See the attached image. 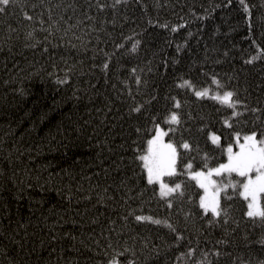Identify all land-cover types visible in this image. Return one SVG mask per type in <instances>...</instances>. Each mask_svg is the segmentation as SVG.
Listing matches in <instances>:
<instances>
[{
    "label": "trees",
    "instance_id": "16d2710c",
    "mask_svg": "<svg viewBox=\"0 0 264 264\" xmlns=\"http://www.w3.org/2000/svg\"><path fill=\"white\" fill-rule=\"evenodd\" d=\"M245 4L14 0L0 14V264H264L239 184L214 218L191 175L225 164L236 133H264V0ZM225 91L234 109L212 98ZM157 126L179 153L166 198L138 159Z\"/></svg>",
    "mask_w": 264,
    "mask_h": 264
},
{
    "label": "snow or ice",
    "instance_id": "6c2138e0",
    "mask_svg": "<svg viewBox=\"0 0 264 264\" xmlns=\"http://www.w3.org/2000/svg\"><path fill=\"white\" fill-rule=\"evenodd\" d=\"M13 2L14 0H0V14L4 13L7 7ZM41 2H43V0H41ZM115 3H127V0H115ZM240 3L244 5L245 11H248V5L245 4V0H240ZM102 7L103 6H101V8ZM25 18L32 20L33 17L25 13ZM135 47L136 46L133 45V51L135 50ZM256 58L257 57H253V59ZM247 62L252 63L253 61L249 60ZM107 67L108 65L105 64L104 68L107 69ZM185 83L187 84V82ZM212 83L220 86L219 81H217L215 78H213ZM207 94V89L196 92L198 97L207 96ZM233 97V92L225 91L222 96L217 95L212 98L219 100L221 104H225L227 107L234 109L239 101L234 100ZM176 107H179L178 103ZM133 111L139 112L140 108H134ZM250 111L255 113L258 111V109H251ZM232 115L233 117H236L238 115H242V113H237L234 111ZM257 119H259V117H257ZM168 122L171 124H179L180 120L178 114L172 113ZM225 123L228 124V121H225ZM229 127H231V124H229ZM165 135H167V133L157 126L155 134L147 141L148 146L146 153L138 157V159L142 162L143 168L147 172L148 184H159V194L161 198H166L181 188V185L178 183L175 184L174 187H169V185L164 183L162 180V177L164 176L171 177L177 174L176 164L177 158L179 156L177 148L172 143H163L162 138ZM261 135H264V133H261ZM242 139L243 143L240 142V134L236 133V143L239 147V151L233 152L231 145L228 147L227 164H221L217 168L209 169L207 173L196 172L193 174L192 179L197 180L200 184V187L204 188L206 192L207 186H211L213 188L214 195L210 201H206L205 197H201L200 200V207L204 209L205 214L211 212V215L214 218H219L221 216L222 209L220 201L217 199V197L219 196L220 192H226L229 187L235 189L237 184H239L240 188L242 189L240 195L246 201H249L246 215L254 221L257 219L264 221V207L257 206L258 196L264 194V139H257L256 131L251 132V134L244 135ZM211 140L212 143L217 144L219 137L213 135ZM181 147L184 149H189L190 145L187 142H184ZM187 168L191 169L192 164H187ZM233 173L242 179L236 183H233L230 179ZM223 174H226L229 177L227 184H218L217 181L212 179L214 175L221 176ZM136 219L138 221H142L150 218L137 216ZM153 223L159 224L161 221L155 220ZM209 223H212V221H209ZM169 227L171 228V225H169ZM173 231H175V229H173ZM220 243H222V241ZM194 252L195 249H191L188 255L191 256ZM213 255L216 257H221L226 254L217 250L213 252ZM205 256H207V253ZM109 264H121V262L114 257L109 262Z\"/></svg>",
    "mask_w": 264,
    "mask_h": 264
},
{
    "label": "rangeland",
    "instance_id": "374dc122",
    "mask_svg": "<svg viewBox=\"0 0 264 264\" xmlns=\"http://www.w3.org/2000/svg\"><path fill=\"white\" fill-rule=\"evenodd\" d=\"M159 128L165 132V129H163V128L160 127V126H159ZM155 131H156V130H155ZM154 134H155V132L149 137V139H151V138L153 137ZM149 139H148V140H149ZM257 139H264V135L258 136ZM162 141H163L164 144L172 143V142H170L169 140H167L165 136L162 138ZM241 141H242L241 143H243V140H241ZM172 144H173V143H172ZM173 145H174V144H173ZM147 146H148V145H147ZM174 146H175V145H174ZM175 147H176V146H175ZM232 148H233V152H238V151H239V147H238V146H237L236 148H234V147H232ZM226 154H227V161H226L225 164L228 163V152H226ZM218 167H219V166H218ZM216 168H217V167H216ZM211 169H212V168H211ZM208 170H209V169H208ZM208 170H194V171L191 173V175L193 176V174L196 173V172H205V173H207ZM146 173H147V172H146ZM224 175H226V174H224ZM201 179H202V178H201ZM212 179L215 180V181H217L218 184H227L228 181H229V177H227V176L224 178L226 181H220V180H218V179L216 180L215 175L212 177ZM230 179H231V178H230ZM162 180H163L164 183L168 184L166 181H164V177H162ZM231 180H232V179H231ZM196 182L198 183L197 180H196ZM232 182H233V180H232ZM205 183H206V182H205ZM168 185H169V187H174V185H171V184H168ZM198 185L200 186L199 183H198ZM158 186H159V184H158ZM159 189H160V188H159ZM241 191H242V189H241ZM220 194H221V192H220ZM220 194H219V196L217 197V199H220ZM213 195H214V192H213V188H212L211 186H207V192L205 191L204 188H201V196H200V199H199V203H200L201 197H205L206 201H210V200L212 199ZM247 202L249 203V201H247ZM257 206H258V207H264V194H261V195L258 196ZM209 213H211V212H209Z\"/></svg>",
    "mask_w": 264,
    "mask_h": 264
}]
</instances>
